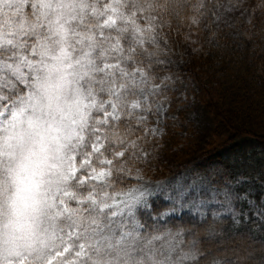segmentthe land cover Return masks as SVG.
Returning a JSON list of instances; mask_svg holds the SVG:
<instances>
[{
    "label": "snow or ice",
    "instance_id": "1",
    "mask_svg": "<svg viewBox=\"0 0 264 264\" xmlns=\"http://www.w3.org/2000/svg\"><path fill=\"white\" fill-rule=\"evenodd\" d=\"M221 36L264 41V0H0V264H264L243 173L148 179L177 45Z\"/></svg>",
    "mask_w": 264,
    "mask_h": 264
},
{
    "label": "trees",
    "instance_id": "2",
    "mask_svg": "<svg viewBox=\"0 0 264 264\" xmlns=\"http://www.w3.org/2000/svg\"><path fill=\"white\" fill-rule=\"evenodd\" d=\"M233 42L237 46L220 40V47L205 44L201 51L186 50L183 72L194 79L215 118L212 136L202 149L203 162L209 169L243 173L249 178L243 187H250L259 199L264 194V41L258 37L254 45L242 39ZM254 54L262 62L259 70L251 61ZM173 136L171 128L161 152L168 156L164 166L179 172L191 161L183 146L169 151Z\"/></svg>",
    "mask_w": 264,
    "mask_h": 264
},
{
    "label": "rangeland",
    "instance_id": "3",
    "mask_svg": "<svg viewBox=\"0 0 264 264\" xmlns=\"http://www.w3.org/2000/svg\"><path fill=\"white\" fill-rule=\"evenodd\" d=\"M220 40L226 43L235 44L230 37L225 39L221 36ZM235 46L237 45L235 44ZM235 48L238 49L237 47ZM176 52L177 56L172 67V72L176 77L180 78L178 87L186 90L188 100L187 106L181 105V107H184V111L178 114L179 123L183 124V128H173L174 142H171L169 151L178 150V147L183 146V154H186V159L193 163H188L189 166H186L179 172H174L173 170H169L166 167L167 165L164 166L165 164L163 160H166L168 156L165 154L163 155L164 152H160L161 162L157 165L156 170L148 177L153 184H164L175 180L182 181L193 170H210L203 162L201 154L203 147L208 143L212 136L211 126L213 125L215 118L206 108L202 94L194 79L189 73L183 72V62L185 61L186 52L183 56L180 55L181 48L179 44L177 45ZM251 61L255 63V68L257 70L261 69L262 62L258 54H254ZM177 95H179V93H177Z\"/></svg>",
    "mask_w": 264,
    "mask_h": 264
}]
</instances>
